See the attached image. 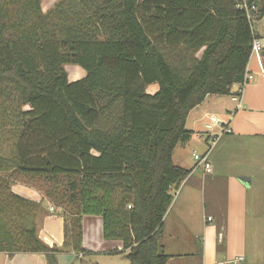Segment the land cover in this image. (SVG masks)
I'll use <instances>...</instances> for the list:
<instances>
[{"label":"trees","instance_id":"trees-1","mask_svg":"<svg viewBox=\"0 0 264 264\" xmlns=\"http://www.w3.org/2000/svg\"><path fill=\"white\" fill-rule=\"evenodd\" d=\"M42 3L0 0V252L94 264L83 259L93 216L131 264H167L164 218L190 174L174 150L194 135L193 109L243 82L260 38L244 7L261 20L264 0ZM65 65L86 76L71 82ZM20 176L63 208L61 248L39 238L43 208L13 192Z\"/></svg>","mask_w":264,"mask_h":264},{"label":"crops","instance_id":"crops-1","mask_svg":"<svg viewBox=\"0 0 264 264\" xmlns=\"http://www.w3.org/2000/svg\"><path fill=\"white\" fill-rule=\"evenodd\" d=\"M42 7L44 12L52 8ZM258 35L264 44V35ZM262 61L264 66V50ZM248 72L254 79L243 88L240 101H233V96L209 95L189 114L186 127L195 135L186 144H179L173 153L174 164L190 174L176 192L171 191L174 200L164 218L161 244L170 256L167 264H219L238 256L245 258V264H264V75L255 58L249 63ZM152 86L150 94L159 88L157 84ZM239 89L234 85L232 94H238ZM212 118L230 133L222 134L224 129L220 126V131L214 132L218 125L209 130ZM197 131L201 137L205 135L199 140L200 148L205 144L199 153L194 147ZM213 136L217 140L211 147ZM208 150L210 173L194 159V154ZM12 190L28 200L46 204L38 218L39 238L51 248H61L65 240L61 209L51 212L52 202L25 182L15 181ZM83 229V245L88 251L103 255L116 251L117 254L107 255L124 258L120 254L122 242L104 239L100 217L85 216ZM95 234L96 242L90 240ZM79 257L73 252H62L57 261L80 264ZM83 259L89 261V257ZM0 264H48V260L44 254L16 253L10 257L9 253L0 252Z\"/></svg>","mask_w":264,"mask_h":264},{"label":"rangeland","instance_id":"rangeland-1","mask_svg":"<svg viewBox=\"0 0 264 264\" xmlns=\"http://www.w3.org/2000/svg\"><path fill=\"white\" fill-rule=\"evenodd\" d=\"M60 0H43V6H44V8L45 9H49L50 7H52L54 4H56L57 2H59ZM253 29L258 33H261L262 35H264V18H262L261 20H258V21H256V20H254L253 21ZM65 70H66V72H67V74H68V77H69V80L71 81V82H75V81H78V80H81L82 78H84L85 76H86V71L83 69V68H81L80 66H78V65H65ZM151 86V85H150ZM150 86H148V88H147V93H148V91H149V94L150 93H152V91H153V89H154V87L152 86V87H150ZM149 87H150V89H149ZM230 97V96H229ZM221 119V118H220ZM222 120V119H221ZM210 123V122H209ZM217 127V128H216ZM215 128H214V132H218V131H220L219 129V126H216ZM194 135H195V132H194ZM193 135V136H194ZM196 136H197V138L195 139V140H197L196 141V146H194L196 149H197V147H198V153L203 149L204 150V148H205V144L203 143L202 144V148H200L199 146H200V144H199V140H201V139H203L204 138V136L203 137H201L202 135L200 134V132L199 131H197L196 132ZM193 138V137H192ZM25 181L23 178H22V176H20V177H18V179H16V181ZM29 183H30V185H34V186H36V187H42L41 185H40V183H38V182H36V181H33V180H30L29 179ZM38 189V188H37ZM40 190V189H39ZM178 190V188H175V189H173V191L174 192H176ZM42 192V191H41ZM43 194L45 193L44 192V190H43V192H42ZM175 196V195H174ZM53 204V203H52ZM42 208H43V212L46 210V204H43L42 205ZM53 208L55 209V210H57V208L58 209H61L60 210V212H59V215L61 216L62 214H63V208L62 207H58L57 205H55V204H53ZM56 215V214H55ZM62 217V216H61ZM63 218V217H62ZM94 230H96V229H94ZM90 240H92V241H94V242H96V234L94 235V236H90ZM94 244V243H93ZM84 246V245H83ZM121 254V253H120ZM125 258H123V259H116V258H114V257H111V256H108V255H103V253H100V252H92V254L90 255V257H89V260L92 262V263H94V264H131L128 260H126L125 262H123V260H124Z\"/></svg>","mask_w":264,"mask_h":264},{"label":"built area","instance_id":"built-area-1","mask_svg":"<svg viewBox=\"0 0 264 264\" xmlns=\"http://www.w3.org/2000/svg\"><path fill=\"white\" fill-rule=\"evenodd\" d=\"M244 8L247 11L248 19L251 21L252 26H253V21L255 20V18L252 14V11L250 9H248V7H246V6ZM263 50H264V44H263L262 39L261 38L254 39L253 44H252L250 61H251V59L255 58L259 64L261 71L263 72V75H264V66H263V61H262V51ZM253 79H254L253 75L250 74L248 72V69H247V72H246V75L244 77L243 82L240 84H236L240 87L238 94H232L231 95V96H233V101H235V102L240 101L243 88L247 84H250L253 81ZM214 125H218L224 129L222 134L230 133V129L225 128L221 123L218 122V120L216 118L211 119V123L207 126V128L210 130V129H212V127ZM216 140H217V137L213 136L212 139L210 140V144H211L210 146L211 147L216 143ZM209 152L210 151L208 150V152H206L205 154H194V159L197 162V165L202 167L206 173L212 172V165H211V162L209 159ZM54 211H55V209L52 207L51 212H54ZM208 220L212 221V218H208ZM219 264H245V258L243 256H238L230 262H221Z\"/></svg>","mask_w":264,"mask_h":264}]
</instances>
